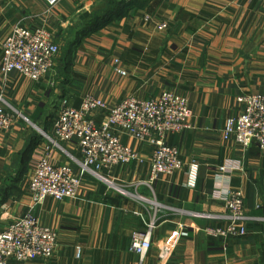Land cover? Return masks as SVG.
<instances>
[{"label":"crops","instance_id":"0c3cea01","mask_svg":"<svg viewBox=\"0 0 264 264\" xmlns=\"http://www.w3.org/2000/svg\"><path fill=\"white\" fill-rule=\"evenodd\" d=\"M104 8L103 0H61L51 10L43 0H0V63L1 45L16 26L45 27L61 50L77 38L68 60L60 50L53 72L38 82L0 73V96L16 115L0 134V233L30 210L28 180L63 101L77 109L85 94L109 106L163 92L185 97L188 128L165 138L182 169L149 182L152 148L120 135L138 159L81 176L75 142L59 143L50 161L71 167L81 186L76 199L46 198L33 209L56 233L55 252L49 260L8 264H264V152L223 136L226 121L242 111L237 98L264 94V0H140L95 24ZM93 117L98 125L103 114ZM227 162L239 169L221 170ZM231 190L242 192L246 233L209 237L205 228L227 226ZM149 222L151 245L140 259L131 236ZM173 232L180 238L167 251Z\"/></svg>","mask_w":264,"mask_h":264},{"label":"built area","instance_id":"2783aa9c","mask_svg":"<svg viewBox=\"0 0 264 264\" xmlns=\"http://www.w3.org/2000/svg\"><path fill=\"white\" fill-rule=\"evenodd\" d=\"M60 1L43 0L48 10ZM144 20L150 21V17L145 16ZM163 28H166L164 24L159 26V29ZM1 49L0 73L6 77L16 72L32 82H38L53 72L58 53L53 33L43 26L33 30L14 27ZM119 73L125 75L122 71ZM237 101L242 105V111L226 121L224 139H233L242 147L255 143L264 152V94L241 96ZM98 113L103 114V119L97 125L93 116ZM190 114L188 100L172 92H163L145 100L127 97L114 106L89 94L82 96L77 109L63 101L52 121L53 137L42 135L47 144L28 180L30 210L0 233V264L49 260L55 252L56 233L40 224L33 209L46 198L62 201L78 197L80 176L71 167L50 161L51 151L60 148L59 143L75 142L81 156L77 163L79 174L97 175L138 159V154L120 141V135H126L152 148L148 178L152 182L159 174L172 175L182 169L178 150L167 145L165 138L188 128ZM14 119L15 113L5 106L0 96V134L11 127ZM227 169L238 170L239 164L227 162L221 170ZM195 171V166H191L189 184L194 182ZM224 202L227 226L205 228L204 233L212 238L244 236L247 218L242 192L227 191ZM153 229L154 222H149L143 233L135 232L131 236V250L140 259L150 249ZM179 238L180 233L173 232L164 243L165 249H175Z\"/></svg>","mask_w":264,"mask_h":264},{"label":"trees","instance_id":"16d2710c","mask_svg":"<svg viewBox=\"0 0 264 264\" xmlns=\"http://www.w3.org/2000/svg\"><path fill=\"white\" fill-rule=\"evenodd\" d=\"M105 2V8L104 11H102L100 14H97L92 17V21L94 19V23L100 19H108L111 17H114L118 14L124 13L125 9L129 6L132 5V3H137L140 0H131L130 2H126V0H103ZM87 13H85V17H88ZM77 38L72 40V42L68 43L67 46L64 48V50H61V57L63 58L62 60H65V62L68 60V56L71 53V50L74 48L72 47L73 44L76 43ZM77 44V43H76ZM75 46V45H74ZM79 108V107H78Z\"/></svg>","mask_w":264,"mask_h":264},{"label":"rangeland","instance_id":"374dc122","mask_svg":"<svg viewBox=\"0 0 264 264\" xmlns=\"http://www.w3.org/2000/svg\"><path fill=\"white\" fill-rule=\"evenodd\" d=\"M130 1H131V0H126V2H130ZM56 43H57V42H56ZM57 46H58V53H57V55H56L55 58L60 57V50H61V48L59 47L58 43H57ZM15 118H16V115H15Z\"/></svg>","mask_w":264,"mask_h":264}]
</instances>
